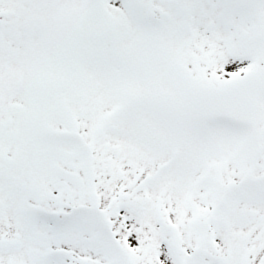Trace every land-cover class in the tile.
<instances>
[{
  "label": "snow or ice",
  "instance_id": "obj_1",
  "mask_svg": "<svg viewBox=\"0 0 264 264\" xmlns=\"http://www.w3.org/2000/svg\"><path fill=\"white\" fill-rule=\"evenodd\" d=\"M0 264H264V0H0Z\"/></svg>",
  "mask_w": 264,
  "mask_h": 264
}]
</instances>
